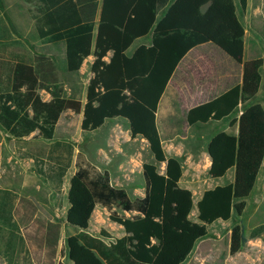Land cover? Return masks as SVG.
I'll list each match as a JSON object with an SVG mask.
<instances>
[{
    "label": "trees",
    "instance_id": "trees-1",
    "mask_svg": "<svg viewBox=\"0 0 264 264\" xmlns=\"http://www.w3.org/2000/svg\"><path fill=\"white\" fill-rule=\"evenodd\" d=\"M26 1L35 3L32 37L55 46L57 64L46 56H38L36 66L20 55L17 62L0 61V124L16 137L38 130L52 140L68 109L83 111L86 131L121 117L129 121L133 138L148 141L155 160L143 164L145 196L133 199L125 188L113 184L109 170L101 171L83 151L77 153L67 220L80 231L66 240L69 259L74 264H182L197 241L208 236L209 224L230 220L234 212L238 217L244 214L264 163V107L254 101L264 59L244 58L245 27L235 0ZM247 1L240 0L243 9ZM0 24L6 26L3 19ZM148 35L150 44H140L129 53L137 39ZM206 42L217 44L243 65V81L191 108L188 123L221 120L240 104L245 108L231 122H239V134L220 131L207 146L211 177H223L235 168V181L207 189L197 204L200 222H194L190 218L193 192L180 186L184 168L180 159L166 154L156 114L181 59ZM90 55L95 56L93 76L85 93L80 69ZM41 88L50 90V101L42 99ZM73 158L74 146L57 140L49 154L54 164L46 171L54 172L61 183ZM162 163H166L164 173ZM97 204L124 227L125 235L115 242L107 243L102 238L109 237L105 232L101 237L88 232ZM118 209L138 213L128 216ZM263 232L264 224L252 237ZM248 240L244 227L236 223L231 230V254L240 252Z\"/></svg>",
    "mask_w": 264,
    "mask_h": 264
},
{
    "label": "crops",
    "instance_id": "crops-1",
    "mask_svg": "<svg viewBox=\"0 0 264 264\" xmlns=\"http://www.w3.org/2000/svg\"><path fill=\"white\" fill-rule=\"evenodd\" d=\"M18 1L9 0L7 2V0H0V19H3L6 25L0 24V61L17 62V56L20 55L23 57L25 63L36 66L37 57L46 56L57 64V49L55 46L44 43L41 39H33L31 31L34 24L33 18L28 26H24L25 28H20L13 22L14 7ZM6 2L9 4H5ZM235 4L238 16L245 27V60L258 57L264 59V0H248L245 9L242 8L240 0H235ZM99 19L100 11L97 15V24ZM8 35L10 36L9 39L6 38ZM24 39L31 42L22 44L21 40ZM36 40L41 41V44L33 42ZM94 60L95 56L90 55L84 60L80 69L81 79L85 85V93L90 79L93 76L91 66ZM86 72H88V75H86L87 79L83 76ZM261 75V87L254 101L261 103L264 107V63L261 68ZM242 81L243 65L227 54L220 46L213 42H206L193 47L179 62L159 102L156 122L166 154L180 159L183 154L182 147L185 141L201 142L205 150L212 137L218 132L209 137L202 138L199 135V131L197 132V126L207 125L213 121L223 123L224 127L219 130L226 131L232 135H238L239 122L237 121L233 125L231 122L239 119L245 108L244 104H240L230 115L221 120H210L206 123L190 125L187 116L191 108L219 97L229 89L242 84ZM65 88L70 93V89L67 86ZM38 92L44 101H50L52 99L50 90L41 88ZM65 116L68 119L66 121L67 123H65L64 136L61 137L58 132V126ZM83 118V111L76 113L74 110L68 109L56 125L52 140L44 138L38 130L23 137H16L0 124L1 264H60V262L74 264L68 257V248L66 245L68 236L80 231L79 228L69 224L67 220L68 210L71 206L69 200L71 179L77 170L75 162L76 155L79 152L75 149L72 142L71 132L74 128H77L81 132L86 131L82 128ZM113 120H116L117 123L112 129L110 141L114 144L116 151H123L124 144L130 145L138 141L146 143L149 146L145 138L132 137L127 119L116 117ZM107 121L104 125H106ZM103 126L98 129H101ZM120 126L123 128V132H121ZM70 133L71 135H69ZM57 140L70 143L74 146L72 165L61 179V183L54 172L50 173L46 171V168L51 163L49 159L51 146ZM165 141H170L174 152H170L165 148ZM174 141L177 142L176 145ZM87 159L89 160L88 157ZM41 161L44 163L38 165ZM90 162L93 163L92 161ZM152 162H155V160ZM126 163H128V167ZM126 163H121L120 167L127 171L122 175L125 178L127 176L128 179L131 178V174L128 172V169L131 168L129 167L131 163L130 161ZM185 163L190 166V175L199 178L208 176L205 187L201 183L197 185L196 181L191 183L185 180ZM51 164L53 165L54 163L52 162ZM211 164L212 160L209 153L204 168L201 167L200 163L192 159V154H188L187 161L182 162L184 171L183 177L180 180V186L190 189L193 192L194 207L190 218L194 222H200L197 204L204 192L218 185H226L235 181V168L230 169L223 177L212 178L210 175ZM94 165L101 171L105 169L109 170L113 184L117 187L125 188L128 191L124 185L115 181L113 173L109 168L101 169L96 164ZM160 165L166 167V163ZM73 166L75 169L71 172L70 170ZM39 168L43 169L42 173H40ZM142 169L143 165L140 167L141 172ZM161 172L164 173L165 168ZM128 193L130 194L129 191ZM144 196L145 188L137 197ZM99 209L106 210L110 218V213L107 208L101 204H97L88 229V232L96 237H101V233L103 232L100 228L101 219L97 216ZM124 212L128 216L138 213L137 211ZM234 216L235 212L233 218ZM233 218L227 221L218 219L212 224H209L208 231H210L208 236L211 233L212 227H221L222 225L224 229L230 228L229 222ZM119 229L121 232L117 237L102 236V238L107 243L115 242L117 238L125 235V230L122 225H119ZM231 230L232 228L228 231L230 240ZM202 240L203 238L197 241L195 248L182 264H190L193 262L194 257L197 256L198 251L196 249L198 244Z\"/></svg>",
    "mask_w": 264,
    "mask_h": 264
},
{
    "label": "rangeland",
    "instance_id": "rangeland-1",
    "mask_svg": "<svg viewBox=\"0 0 264 264\" xmlns=\"http://www.w3.org/2000/svg\"><path fill=\"white\" fill-rule=\"evenodd\" d=\"M7 2H9V0H7ZM7 2L5 4L8 5L9 3ZM34 9L35 3L19 0L14 7V14L12 13L13 22L18 27L25 28L32 22ZM161 15L162 12H160L159 18ZM26 42L31 41L27 39L21 40L22 44H25ZM33 42L41 44V41L39 40ZM150 42L151 35L137 39L130 48L129 53H132L140 44H150ZM86 75H88V72L83 74V76L87 79ZM67 119L68 117L65 116L63 121L58 126V132L61 137L64 136V128L65 123H67ZM116 123V120L109 119L106 125H104L101 129L93 132H81L80 130H77V128H74L71 132L72 135L71 133L69 135H71L72 142L77 151H83L89 160L101 169H105L106 167L109 168L113 173L115 181L124 185L130 192L131 197L136 198L140 195V192L144 191L145 188L140 167L144 162L154 161L153 154L151 153L149 146L146 143H141L140 141L130 145L124 144L123 151H116L114 144L110 141L112 129L116 126ZM222 127H224L223 123L213 121L207 125L197 126V132L199 131V135L202 138H205L221 131L219 129ZM122 129V126H120L121 132H123ZM194 132L196 131L194 130ZM174 142L176 145L177 142ZM170 144V141H165V148L170 152H174L173 147ZM182 152L183 154L180 159L183 163L184 161H187L188 154H192V159L197 163H200L202 168L205 167L208 160V150L207 148L204 150L201 142L185 141L182 147ZM127 161H130L131 163V166L129 165L131 168L128 169V172L131 174V178L128 179L127 176L125 178L122 175L127 171L120 167L121 163H126ZM126 165L128 167V163H126ZM159 167L161 171L165 168L164 165H159ZM74 169L75 167L73 166L70 171L72 172ZM185 169V180L191 183L196 181L197 185L201 183L203 187L206 186L208 176L199 178L190 175V166L186 163ZM246 202L247 207L244 214L240 217L235 215L229 222L230 228H233L236 223H240L249 237V240L243 246L242 250L234 255L231 254L230 234L228 232L230 228L224 229L222 225L221 227H212L210 235L203 238V240L198 244L196 249V251H198L197 256L194 257L193 262L190 264H264V232L257 237H252L254 230L264 224V165L258 176L255 189L246 199ZM119 211L125 214L124 211ZM97 216L101 219L100 228L103 232H105V234H107V236L115 238L120 234L121 231L119 229V225L110 220L109 214L106 210L99 209L97 211Z\"/></svg>",
    "mask_w": 264,
    "mask_h": 264
}]
</instances>
